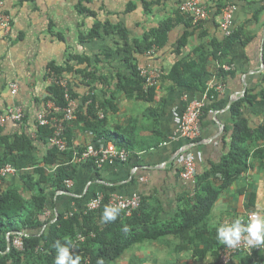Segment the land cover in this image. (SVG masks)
I'll return each instance as SVG.
<instances>
[{"label":"crops","instance_id":"0c3cea01","mask_svg":"<svg viewBox=\"0 0 264 264\" xmlns=\"http://www.w3.org/2000/svg\"><path fill=\"white\" fill-rule=\"evenodd\" d=\"M79 1L6 0L13 29L9 36L0 33V112L19 103L26 117L22 122L11 121L2 127L6 134L24 132L36 140L38 149L34 156L42 163L47 147L38 139L37 115L44 106L51 65L72 68L64 77L81 104L88 94L102 104L112 97L103 109L107 128L126 127L133 153L127 162L107 163L101 168L80 164L75 160L77 151L89 143L101 145L106 140L95 138L85 128L84 114L82 119L77 116L69 126L70 150L74 153L71 162L80 164L79 171L67 191L50 193L47 206L50 214H44L45 217L84 210L94 196L114 189L112 193L122 196L142 195L146 199V211L152 213L159 225L173 222L177 214L192 207L189 199L197 192L196 186L181 178L182 159L186 153L194 155L197 174L222 162L229 151L231 132L237 120L232 105L247 93L256 98L252 103H245L242 116L253 130L264 124V0L234 1L233 24L240 38L230 47L224 63L212 57L208 60V70L213 74L210 82L224 85L222 91L217 90L220 93L218 100L210 99L207 92L197 87L175 85L168 74L179 61L194 59L196 49L203 47L210 51L212 41L226 37L220 28L218 12L222 0H200L208 8L209 17L196 26L189 20L190 16L180 10V4L188 0L84 2L94 14L80 13ZM145 1L151 2L148 11H145ZM131 3L136 7L129 11ZM97 22L125 28L133 49L134 41L146 32L165 22L171 28L164 46L151 54L138 55L132 49L129 52L118 50L126 43L119 33L102 30L98 36L86 37ZM136 59L139 66L157 67L163 71L150 101L140 99L136 92L130 91L131 63ZM221 65L233 67L226 70L230 73L225 78L216 74ZM11 82L19 83L16 95L10 89ZM123 85H128L131 94L123 89ZM193 102L203 103L204 107L201 134L191 144L180 136L176 115H182ZM87 108L88 104H84L82 111L86 113ZM244 146L251 153L249 168L221 193L206 228L217 229L254 210L264 214V153L254 155L258 149H264V139L248 140ZM25 171L23 169L22 173ZM20 174L8 176L2 186L13 182L21 185ZM209 181L218 187L220 174L210 176ZM199 193L205 194L202 190H198ZM252 193L256 195L254 209L248 207V196ZM181 243L186 247L178 249ZM220 247L218 242L208 250L206 242L202 241L196 248L193 242L169 234L128 247L111 264H222L216 255ZM260 251L264 259V250ZM246 255L249 254L237 255L231 264H244ZM253 263L264 264V260Z\"/></svg>","mask_w":264,"mask_h":264},{"label":"trees","instance_id":"16d2710c","mask_svg":"<svg viewBox=\"0 0 264 264\" xmlns=\"http://www.w3.org/2000/svg\"><path fill=\"white\" fill-rule=\"evenodd\" d=\"M84 2L90 3L92 0L79 1L78 9L80 13L94 14ZM150 4L151 2H144L145 11H148ZM223 5L222 0L218 10L220 15L222 14ZM135 7L136 5L131 3L128 10L130 11ZM189 20L192 22L191 17ZM170 28L171 25L165 22L159 28L146 32L141 38L134 41L135 49L128 42L127 30L120 25L115 26L110 23L97 22L86 37L98 36L102 30L106 33L113 31L119 33L126 40L125 46L119 47L118 50L129 52L132 49L138 55H143L154 46L157 48L164 46ZM222 34H224L223 31ZM238 38H240V34L234 31L231 36L225 37L223 40L212 41L210 51H205L203 47L196 49L194 59L179 61L168 74L169 79L178 86L197 87L202 92H207L210 99L218 100L220 93L215 86L210 85L213 74L208 70V60L212 57L220 61L221 64L224 63V58L230 47ZM131 65L132 77L130 79L131 83H128L131 93L136 92L137 97L145 101L152 100L156 87L145 89L138 60L136 59V62H132ZM71 69L51 65V71L59 77L66 76V72ZM216 72L220 78H225L230 73L222 65ZM123 89L131 94L128 85H123ZM69 90L72 96L78 99L72 85H69ZM255 98V95L247 93L232 105L237 120L231 132L228 153L225 154L222 162L214 164L208 171L197 174L195 184L197 192L195 196L189 199L192 207L177 214L173 222L162 225L155 221L152 213L146 211V199L144 197L141 207L131 216H127L124 211H121L115 222L101 224L100 217L104 207L108 205V197L114 189H110L111 192L104 194L105 202L97 211L84 213L83 210H80L75 211L70 217H66L65 213L45 217L50 193L60 190L67 191L66 180L76 178L80 164L96 166L93 161L80 164L71 162L74 156L73 150L69 148L65 152H60L49 141L53 130L48 126L39 125L38 139L47 148L42 163L38 162L34 156L36 149H38L36 140L24 132L6 134L0 125V170L7 164H11L18 169V174L22 173L23 169L26 170L20 174L21 185L13 182L2 186L8 176L0 175V264H54L55 249L53 245L57 240L61 243L70 240L75 245L72 252L80 255L81 264H99L101 260L103 264H111L128 247L142 241L157 240L169 234L179 235L183 241L193 242L196 248L200 242L205 241L206 249L211 250L218 243L216 229L206 228L205 224L213 206L221 193L249 168L251 153L244 144L254 138L264 139V124L253 130L249 121L241 114V109L245 103H252ZM111 99L112 97L106 99V102L102 104L97 101L95 96L88 94L87 97L83 98L82 104L79 101L77 116L81 119L84 116L85 128L93 133L95 138L100 139L102 137L107 142L111 141L119 148L127 149L131 155L133 145L130 136L126 134V127L117 126L114 130L108 129L107 119L105 117L101 118L98 113H95L96 110L105 109ZM47 101H53L56 105L65 107L68 102L65 98V88L56 84L48 85L44 105ZM84 104H88L86 113L82 111ZM69 125L66 124V135L69 145H71ZM263 153L264 149H258L254 155L260 156ZM63 155H67V158ZM216 174L221 176V183L218 187L212 186L209 181L210 176ZM198 190H202L205 194H197ZM248 197V207L254 209L256 195L252 193ZM125 227L128 229L127 232L122 230ZM79 234L85 236L84 241L78 239ZM18 235L23 238L24 250H19L13 244L14 238ZM185 247L186 244L181 243L178 249ZM222 247L223 245L220 248ZM220 248L218 249L220 250ZM218 249L216 250L217 256L219 255ZM260 252L255 251L252 255H246L244 264H255L254 261L264 260Z\"/></svg>","mask_w":264,"mask_h":264},{"label":"built area","instance_id":"2783aa9c","mask_svg":"<svg viewBox=\"0 0 264 264\" xmlns=\"http://www.w3.org/2000/svg\"><path fill=\"white\" fill-rule=\"evenodd\" d=\"M235 0H223L220 28L226 37L231 36L235 29L233 24V15L236 9L234 4ZM180 10L188 14L192 18L194 25L202 24L208 17L209 11L200 0H188L180 4ZM13 29V19L10 13L6 9V0H0V33L5 36H9ZM157 47H153L147 51L148 54L155 52ZM223 68L227 71L232 70L231 65H224ZM141 77L144 79L145 89L156 87L163 75V71L157 67L150 66H139ZM48 82L50 84L60 85L65 88V98L68 101L65 107L56 105L53 101H47L40 112L37 115V124L39 126H48L53 130L52 135L49 138L50 143L55 146L60 152L69 150L70 145L68 137L66 135V124H69L77 119V111L79 107V100L74 98L69 90V81L66 77H59L54 75L50 71ZM211 86H215L218 91H222L224 88L223 84L210 82ZM19 83L11 82L10 89L14 95L19 92ZM203 103L193 102L189 105L186 111L182 115H176V121L178 124V131L181 137L188 140L191 144L198 139L201 134V118L203 115ZM99 117H105L103 110H99ZM26 117V112L22 105L15 103L9 107L6 112H0V125L4 126L8 122H22ZM264 123V117H263ZM130 158V152L125 148H119L113 142H104L101 145L89 143L85 146L82 151H77L76 159L79 163H87L93 161L97 168L103 167L105 164H113L115 162H127ZM183 169L181 171V178L188 184L192 183L194 186L197 180V165L195 157L191 152H187L183 157ZM19 173L13 165L7 164L0 170V175L7 177ZM67 187L72 185V179L66 180ZM195 193V192H194ZM193 193V194H194ZM105 202V195L99 194L90 199L83 210L84 213H90L97 211L102 207ZM143 202V197L140 194H133L131 196H122L116 193H111L108 197L107 204L114 206H121L122 211L127 216H131L136 210H138ZM76 210L66 212L65 216L70 217L75 213ZM46 215L50 212L46 209ZM249 214V213H248ZM247 214V216H248ZM247 216L243 217L246 221ZM94 235V233H92ZM78 239L84 241L85 236L82 234L78 235ZM13 244L19 250H24V241L21 235L14 238ZM264 250L250 248L245 242L236 248H227L223 246L219 250V260L222 264H231L234 258L240 253L254 254L255 251Z\"/></svg>","mask_w":264,"mask_h":264},{"label":"clouds","instance_id":"9594fccd","mask_svg":"<svg viewBox=\"0 0 264 264\" xmlns=\"http://www.w3.org/2000/svg\"><path fill=\"white\" fill-rule=\"evenodd\" d=\"M122 211L121 206L106 205L100 217L101 224L115 222ZM127 232L125 227L122 229ZM216 240L227 248L236 249L241 242H245L250 248H264V214L258 210L251 211L247 219L236 217L231 223H224L216 229ZM55 249L54 264H81L79 254H74L72 249L75 245L70 240L61 243L57 240ZM99 264H103L101 260Z\"/></svg>","mask_w":264,"mask_h":264}]
</instances>
